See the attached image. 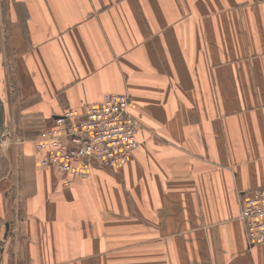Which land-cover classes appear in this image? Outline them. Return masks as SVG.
Masks as SVG:
<instances>
[{
  "label": "crops",
  "instance_id": "obj_1",
  "mask_svg": "<svg viewBox=\"0 0 264 264\" xmlns=\"http://www.w3.org/2000/svg\"><path fill=\"white\" fill-rule=\"evenodd\" d=\"M0 9V122L19 139L0 144V232L20 202L14 264H264L239 220L264 187V0ZM105 93L129 96L138 148L64 188L26 138Z\"/></svg>",
  "mask_w": 264,
  "mask_h": 264
},
{
  "label": "built area",
  "instance_id": "obj_2",
  "mask_svg": "<svg viewBox=\"0 0 264 264\" xmlns=\"http://www.w3.org/2000/svg\"><path fill=\"white\" fill-rule=\"evenodd\" d=\"M125 93H105L100 100L67 108L38 130L33 148L37 165L50 167L64 188L87 180L94 168L110 169L126 163L138 148L140 122ZM239 220L248 247L264 244V187L241 200Z\"/></svg>",
  "mask_w": 264,
  "mask_h": 264
},
{
  "label": "rangeland",
  "instance_id": "obj_3",
  "mask_svg": "<svg viewBox=\"0 0 264 264\" xmlns=\"http://www.w3.org/2000/svg\"><path fill=\"white\" fill-rule=\"evenodd\" d=\"M7 5H8V0H0V6L2 7V9L5 8V6H7ZM1 20H2V24H4L3 14L0 17V21ZM5 22H7V20H5ZM4 29H5V27H2L0 25V33L2 31L5 33ZM2 37L7 38V36H2ZM1 45H2V42L0 41V49H1ZM12 103H14L13 98H12ZM14 107L15 106H13V108H12L13 111H14ZM9 113L11 114V112H9ZM12 127H13V123H10V124L9 123L8 124L2 123V125H1V129L7 128V130H4L6 132H3L1 135L0 144L2 146H4L3 148H7L9 151L12 150V145L14 144L13 142L15 140H16V143L19 141L17 136H16V138H13L14 136L12 135V130H8V129H11ZM7 132H9V135H10L9 138H7L8 135L6 136ZM37 132L38 131H36L35 133L37 134ZM34 134H32V135H34ZM32 135H31V137H28V138H26V136H23V137H25L27 140L28 139L32 140L36 136V135L35 136H32ZM5 138H7V139H5ZM1 145H0V147H1ZM5 204H6V201L4 199V203L2 201V206L4 207ZM20 205H21L20 202L15 203L12 200L8 204H6V207H4V214L6 213V218L8 215L9 220H6L5 222L2 221L3 228L1 229V232H0V264H6L4 262L6 257L11 258V262L9 264H14L13 249L16 246V244H15L16 240L15 239L18 240L20 238V228L17 227V226H20V224H19L20 223V216H21V213L19 212L20 211L19 210Z\"/></svg>",
  "mask_w": 264,
  "mask_h": 264
},
{
  "label": "water",
  "instance_id": "obj_4",
  "mask_svg": "<svg viewBox=\"0 0 264 264\" xmlns=\"http://www.w3.org/2000/svg\"><path fill=\"white\" fill-rule=\"evenodd\" d=\"M0 124L2 125V123L0 122ZM1 125H0V137H1V135H2V133H3V131H4V129L2 128L1 129ZM8 135V136H7ZM5 136V135H4ZM6 136H7V138H9L10 137V135H9V132H7L6 133ZM7 138H5V139H7ZM0 142H1V138H0Z\"/></svg>",
  "mask_w": 264,
  "mask_h": 264
}]
</instances>
